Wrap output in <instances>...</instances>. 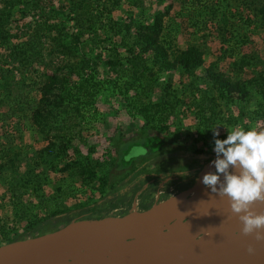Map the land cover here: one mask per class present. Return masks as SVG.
I'll list each match as a JSON object with an SVG mask.
<instances>
[{
    "label": "rangeland",
    "instance_id": "374dc122",
    "mask_svg": "<svg viewBox=\"0 0 264 264\" xmlns=\"http://www.w3.org/2000/svg\"><path fill=\"white\" fill-rule=\"evenodd\" d=\"M66 1L54 0L53 5L58 9L61 4L66 5ZM215 1L217 0H167L163 3L162 0H138V7H134L131 0H120L121 4L115 6L112 15L126 23H132L133 19L140 24H147L159 14L162 17V26L158 38L165 40L170 49L185 48L189 42L197 43L204 51L206 67L217 62L216 70L223 72L233 82L251 79L261 81L260 75H264V30L254 26L252 22H247L243 15L244 10L236 12L235 15L228 11L231 30L234 28L236 32L230 36L231 39L243 36L245 42L230 39L228 43L222 44V23L218 20L220 11H217V16L212 17ZM43 2L46 3L42 0ZM6 6V0H0V10L7 12ZM25 6H15L5 17V22L3 21L5 28L17 36L13 39L15 43L29 38L38 23L48 24L56 20L54 12L48 14L46 4H43L42 8L31 4ZM50 15L52 16L48 21L47 16ZM102 18H107V15L104 14ZM237 32L240 35H237ZM230 34L232 33L227 35ZM102 37L101 33L100 38ZM47 40L44 37L40 47L43 61L36 60L21 69L11 68L8 73L5 71L10 68L11 63L5 62L6 58L2 54L7 52L0 48V74L4 76L0 75V164L4 166L0 170V229H9L15 225L19 228L18 234L22 232L24 221L14 214L19 199L28 207H32L34 212L38 211L36 207L40 200L50 209H68L82 202L89 203V206L80 210L48 217L40 223L41 228L72 219L77 215L81 217L106 214L133 204L151 202L156 208L163 204H183L191 197L193 186L201 174L204 171H215L211 163L216 158L212 128L218 126L219 137L227 138L226 128L240 127L239 124L227 121L231 114L237 115L240 109L251 110L257 105L256 99L253 98L241 102L233 98L232 102L228 103L218 97L214 89L201 84L203 89L208 87V94L213 96L212 102L217 104L216 115L204 126L200 121L199 108L195 101L199 95L193 97L183 91L182 85L191 77L180 75L173 69L165 70L160 73L158 82L151 83L153 91L144 100L157 101L162 97V88L159 86L168 82L178 88L181 102L177 111L163 123L167 134L175 139L174 143H167L155 135L156 131L149 129L148 123L133 107L128 106L121 93L116 92L118 90H103L96 103V119L90 131L82 130V127L78 126L81 137L75 139L76 151L59 147L64 150L63 156L70 154L69 158L74 156L85 162L89 161L90 166H81L76 161L72 162L70 170L62 172L58 162L51 158L43 159L48 163L40 164L43 175H39V181L35 179L34 185H18L13 181L18 175L12 172L10 161L25 156L27 160L35 157L39 163L44 162L37 151L49 144V141L54 139L53 135L59 133L54 125L41 129L32 117L33 110L39 103L40 92L30 81L39 82L46 72L51 73L55 66L60 64V59L52 57L50 41ZM85 41L88 47L95 48V52L100 54L96 65L100 73L107 79L114 78L109 64H106V60H110L107 55L110 43L97 41L94 46L91 41ZM228 46L235 50L233 55L226 54L222 57L224 48ZM111 48L112 46L109 48V54ZM81 53L82 51H76L75 57L68 56L66 60L64 57L63 63L69 59L77 63ZM242 54L248 55L244 57L250 58V63L239 68ZM123 56L129 54L123 52ZM149 64L151 66V63ZM197 74H203V69H198ZM205 116H208V112ZM263 127L264 122L260 119L251 123V128L257 131ZM140 131L149 133L153 138L139 136ZM120 140L126 141L127 144L119 145ZM142 145L148 149L146 155L130 161L125 160L131 150L130 146ZM196 150L202 153L193 155L192 152ZM113 156H117L115 164L111 163ZM25 169V164L22 163L19 173ZM2 243L5 242L0 238V244Z\"/></svg>",
    "mask_w": 264,
    "mask_h": 264
},
{
    "label": "trees",
    "instance_id": "16d2710c",
    "mask_svg": "<svg viewBox=\"0 0 264 264\" xmlns=\"http://www.w3.org/2000/svg\"><path fill=\"white\" fill-rule=\"evenodd\" d=\"M44 1L46 3H42V0H6L7 12L0 10V48L7 52L2 54L6 58L5 62L11 63L10 68L5 73L11 72V68L14 67L21 69L24 66H30L36 60L43 61L40 47L44 37L50 41L52 57L60 59V64L55 66L54 71L46 72L44 78L40 79L39 82L30 81V83L35 84V88L40 92L38 106L33 110L34 121L41 129H48L54 125L59 133L53 135L54 139L37 151L41 156L40 159L44 162L39 163L35 157L27 160L25 156L10 161L12 172L18 175V178L14 177L13 181L17 182L18 185L21 183L34 185L35 179L39 181V175H43L40 164L48 163L43 159L51 158V160L58 162L62 172L70 170L72 162L76 161L81 166L85 164L90 166L89 161L85 162L74 156L69 158L70 154L63 156L64 150L59 147L76 151L75 139L81 137V130L78 126L80 125L82 130L90 131L89 129L92 128L93 121L96 119L98 108L96 103L103 90H110L111 92H114L115 89L118 90L115 91L118 94L121 93L128 102V106L133 107L143 117L151 131H156L157 137H160L163 142L174 143L175 139L167 134V128L163 123L177 111V106L181 102L178 97V88L173 87L168 82L159 86L162 88L161 98L155 102L144 100L153 91L151 83L158 82L160 73L165 70L171 71L173 69L180 75L185 74L191 77L186 84H183L184 86L182 85L183 91L190 93L193 97L199 95L195 101L199 108L200 121L204 126L216 115L215 106H217L215 102H212L213 96L208 94V87L214 89L217 96L227 100L228 103H231L233 98L239 99L240 102L251 98L256 99L257 105L251 110L240 109L237 115L232 113L227 119L229 123L251 128V123L257 119L264 122V75L261 74V81L257 82V79L233 82L223 72L216 70L217 62L210 63L206 67L204 51L199 44L189 42L185 48L170 49L165 40L158 38L162 26L161 15L156 14L153 21L147 24H140L133 19L132 23H126L123 19L115 18L112 15L115 6L121 4L120 0H112L111 2L108 0H67L66 5L61 4L58 9L53 5L54 0ZM162 2L165 3L167 0H162ZM20 4L24 6L31 4L38 8H42L43 4H46L49 9L48 14L54 12L56 20L48 24L38 23L29 38L15 43L13 39L17 36L5 28L3 21L5 22L7 14H10L12 9ZM131 4L138 7V0H131ZM165 5L167 6L168 3ZM242 10L245 11L243 15H245L247 22H252L254 26L264 30V0H217L212 17L217 16V11H220L218 20L222 23V27H220L222 44L228 43L231 39L230 36L236 33L234 28L231 30L228 11L235 15ZM104 14L107 15V18H102ZM129 14L131 15V12ZM51 16H47L48 21ZM70 24L72 25L70 26ZM72 28L75 30L72 31ZM43 33L44 35H42ZM101 33L102 39L105 40L100 38ZM228 33L232 34L227 35ZM237 35L240 33L237 32ZM243 38V36H235L231 40L243 43L245 42ZM85 39L91 41L94 46L97 45V41L110 43L112 46L110 54V46L107 49L110 60H106V64H109L112 76L115 75L114 78L107 79L100 73L96 66L100 54L95 52V48L88 47ZM76 51H82L81 58L77 63H73L70 59L63 63L64 57L65 60L68 56L73 58ZM234 51L230 46L225 47L222 57L226 54L233 55ZM123 52L128 53L129 56H123ZM244 56L247 57L248 55L242 54L240 56L239 68L250 63V58L246 59ZM198 69H203V74H197ZM0 75L2 76V74ZM201 84H206L208 87L203 89ZM142 95L144 96L142 97ZM204 110L207 111L204 112ZM207 112L208 116H205ZM138 133L143 138H153L144 131ZM219 138L226 139L225 137ZM118 144L125 146L127 142L120 140ZM201 153L200 150L192 152L193 155H200ZM118 154L119 151L117 156ZM117 156L111 158L112 164H115ZM22 163L25 164L26 169L19 173ZM3 167L0 164V170ZM40 201L36 207L38 211L34 212L32 207H28L22 202V199L18 200L14 214L16 217H20L21 221H24L21 228L22 232L18 234L19 228L15 225L9 229L2 227L0 238L3 242L61 223L58 222L41 228L40 223L48 217L70 213L89 206L88 202H82L68 209L61 207L50 209L42 200Z\"/></svg>",
    "mask_w": 264,
    "mask_h": 264
},
{
    "label": "water",
    "instance_id": "95a60500",
    "mask_svg": "<svg viewBox=\"0 0 264 264\" xmlns=\"http://www.w3.org/2000/svg\"><path fill=\"white\" fill-rule=\"evenodd\" d=\"M150 203L125 206L99 216L72 218L16 237L0 244V264H34L36 261L70 264L68 253L72 248L123 225L141 231L174 256L195 260L197 264H249L264 259V241L257 242L253 236L243 235L241 223L231 230L230 241L205 240L181 229ZM257 210L264 211V203ZM250 244L256 249L253 254L248 252ZM230 247L236 248L234 254L225 251Z\"/></svg>",
    "mask_w": 264,
    "mask_h": 264
},
{
    "label": "bare ground",
    "instance_id": "6f19581e",
    "mask_svg": "<svg viewBox=\"0 0 264 264\" xmlns=\"http://www.w3.org/2000/svg\"><path fill=\"white\" fill-rule=\"evenodd\" d=\"M258 131H264V127ZM206 173L204 171L194 184L192 198L190 197L187 202L163 204L157 209L164 214L168 212L167 215L177 226L194 233L201 239L230 241L231 230L241 223L239 216L232 213L227 196H219L217 192H213L210 187L202 183V177ZM261 204L262 202H257L254 207L258 209ZM225 251L234 254L236 248L230 247ZM68 257L71 259L70 264H197L195 260L174 256L152 242L141 231L125 225L72 248ZM34 264L65 263L36 261ZM249 264H264V259Z\"/></svg>",
    "mask_w": 264,
    "mask_h": 264
},
{
    "label": "clouds",
    "instance_id": "9594fccd",
    "mask_svg": "<svg viewBox=\"0 0 264 264\" xmlns=\"http://www.w3.org/2000/svg\"><path fill=\"white\" fill-rule=\"evenodd\" d=\"M213 129L214 152L211 162L215 171L202 177V183L219 196H227L233 214L239 216L241 232L264 241V211L254 205L264 203V131L255 128L230 127L227 138L220 139L219 127ZM148 149L134 146L125 156L126 161L147 154ZM223 177V179H221ZM255 246L249 245L253 254Z\"/></svg>",
    "mask_w": 264,
    "mask_h": 264
}]
</instances>
